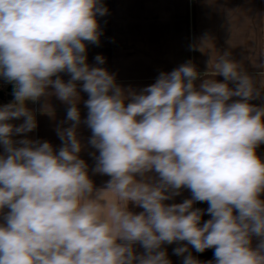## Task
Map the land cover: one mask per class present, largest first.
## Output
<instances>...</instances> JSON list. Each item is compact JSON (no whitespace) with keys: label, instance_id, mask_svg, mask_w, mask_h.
Masks as SVG:
<instances>
[{"label":"clouds","instance_id":"9594fccd","mask_svg":"<svg viewBox=\"0 0 264 264\" xmlns=\"http://www.w3.org/2000/svg\"><path fill=\"white\" fill-rule=\"evenodd\" d=\"M107 12L102 0H0V77L15 98L0 106V264H171L162 246L185 241L173 249L183 264H200L188 245L214 249L208 264H264V103H251L264 86L225 51L215 64L222 82L197 87L202 74L188 62L126 92L87 62V45L102 34L97 17ZM77 82L88 94L92 171L110 177L101 188L80 158ZM49 87L72 122L58 130V151L12 138L36 128L25 101ZM183 189L190 199L165 203ZM205 211L211 218L202 223Z\"/></svg>","mask_w":264,"mask_h":264},{"label":"crops","instance_id":"0c3cea01","mask_svg":"<svg viewBox=\"0 0 264 264\" xmlns=\"http://www.w3.org/2000/svg\"><path fill=\"white\" fill-rule=\"evenodd\" d=\"M102 3L108 12L97 17L102 34L98 46L87 45V62L114 74L115 82L126 92H139L155 83L161 72H171L188 62L202 74L195 82L197 87L206 78L222 82L224 78L216 75L215 64L225 51L241 63L258 86H264V0H102ZM97 55L104 58L102 65L96 64L94 58ZM60 76L65 82L70 79L67 73ZM81 85L82 82H77L81 124L76 132L82 144L80 158L88 165L89 178L101 188L110 177L92 171L96 164L92 153L96 150L88 144L92 135L84 123L88 114L84 101L88 94L81 90ZM229 86L234 85L230 83ZM13 87V83L0 77V94L4 95L0 98V106L15 103L11 94ZM48 93L36 101H25V107L34 116L36 128L12 138L14 141L24 138L47 141L58 151L62 146L58 130L70 127L72 122L66 120L69 105L58 99L51 87ZM9 96H13V100ZM251 103L261 105L264 97ZM23 122V117L9 121L14 126ZM0 153H3L2 146ZM257 155L264 160V144L258 147ZM190 198V190L183 189L180 195L165 203H181ZM260 198L264 200V194ZM107 199L113 200L115 195L109 193ZM207 207V202L194 204V208L206 210ZM129 210L143 211L131 203ZM210 218L205 211L202 223ZM258 243L259 238L253 237L252 246ZM184 244L187 242L162 246L171 264H183V257L175 255L173 249ZM188 248L200 264L214 261V249L198 253L191 245ZM135 250L137 253L144 251L139 244Z\"/></svg>","mask_w":264,"mask_h":264},{"label":"water","instance_id":"95a60500","mask_svg":"<svg viewBox=\"0 0 264 264\" xmlns=\"http://www.w3.org/2000/svg\"><path fill=\"white\" fill-rule=\"evenodd\" d=\"M0 98H2V99L4 98V95H3L2 93L0 94ZM8 98H9L10 100H13V96H9Z\"/></svg>","mask_w":264,"mask_h":264},{"label":"built area","instance_id":"2783aa9c","mask_svg":"<svg viewBox=\"0 0 264 264\" xmlns=\"http://www.w3.org/2000/svg\"><path fill=\"white\" fill-rule=\"evenodd\" d=\"M13 88H14V87H13ZM13 88L11 89V92H12L11 94H13ZM13 96H14V95H13Z\"/></svg>","mask_w":264,"mask_h":264}]
</instances>
